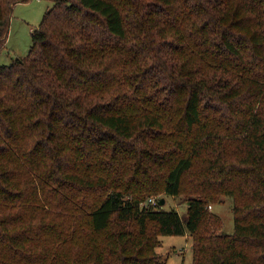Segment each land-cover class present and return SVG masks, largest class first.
<instances>
[{"label":"trees","instance_id":"obj_1","mask_svg":"<svg viewBox=\"0 0 264 264\" xmlns=\"http://www.w3.org/2000/svg\"><path fill=\"white\" fill-rule=\"evenodd\" d=\"M52 2L0 65V264H264V0Z\"/></svg>","mask_w":264,"mask_h":264},{"label":"rangeland","instance_id":"obj_2","mask_svg":"<svg viewBox=\"0 0 264 264\" xmlns=\"http://www.w3.org/2000/svg\"><path fill=\"white\" fill-rule=\"evenodd\" d=\"M52 0H26L13 6L9 22V30L4 47L0 50V65H9L17 58L25 57L31 47V30L41 21L46 8L52 7ZM183 183H190L189 174L183 176ZM184 193L178 197H171L164 193H158L147 198L144 204L151 199L159 202L163 198V208L177 210L184 215L187 209ZM234 200L231 196H221L216 203L208 205L207 211L216 215L223 226L221 233L230 234L234 228L233 218ZM191 236L164 235L160 236V245L156 248L160 256L158 264H192Z\"/></svg>","mask_w":264,"mask_h":264},{"label":"water","instance_id":"obj_3","mask_svg":"<svg viewBox=\"0 0 264 264\" xmlns=\"http://www.w3.org/2000/svg\"><path fill=\"white\" fill-rule=\"evenodd\" d=\"M164 201H165V200H164L163 198H161V199L159 200V205L162 206V205L164 204Z\"/></svg>","mask_w":264,"mask_h":264},{"label":"built area","instance_id":"obj_4","mask_svg":"<svg viewBox=\"0 0 264 264\" xmlns=\"http://www.w3.org/2000/svg\"><path fill=\"white\" fill-rule=\"evenodd\" d=\"M155 202H156V200H153V199H151V198H150V200H149V202H148V203H151L152 205H154V204H155Z\"/></svg>","mask_w":264,"mask_h":264}]
</instances>
